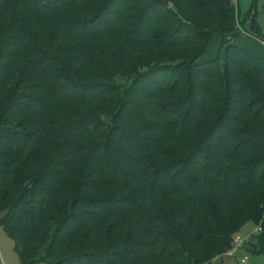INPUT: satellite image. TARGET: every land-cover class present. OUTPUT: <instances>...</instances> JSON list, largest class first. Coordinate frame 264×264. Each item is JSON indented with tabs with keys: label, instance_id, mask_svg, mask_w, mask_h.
<instances>
[{
	"label": "trees",
	"instance_id": "16d2710c",
	"mask_svg": "<svg viewBox=\"0 0 264 264\" xmlns=\"http://www.w3.org/2000/svg\"><path fill=\"white\" fill-rule=\"evenodd\" d=\"M251 19L264 42L235 0L0 2V225L22 264H212L249 223L264 253Z\"/></svg>",
	"mask_w": 264,
	"mask_h": 264
},
{
	"label": "rangeland",
	"instance_id": "374dc122",
	"mask_svg": "<svg viewBox=\"0 0 264 264\" xmlns=\"http://www.w3.org/2000/svg\"><path fill=\"white\" fill-rule=\"evenodd\" d=\"M3 0H0L2 2ZM236 6L242 15L247 14L252 9H256L258 20H261V31L264 35V0H235ZM243 46L253 52L264 62V42L252 35H244ZM242 38V37H241ZM226 41L231 43L230 38ZM223 37L219 34L215 35L210 43L209 48L205 53V58H215L220 54L223 47ZM224 53V52H222ZM223 56V55H222ZM259 227L253 223L247 224L237 237H240L247 243L236 253L235 258L227 255L219 257L212 264H241V260L247 258L246 264H264V253L254 254L252 245L256 244V235ZM0 264H22L21 259L15 252V243L4 231L0 225Z\"/></svg>",
	"mask_w": 264,
	"mask_h": 264
},
{
	"label": "built area",
	"instance_id": "2783aa9c",
	"mask_svg": "<svg viewBox=\"0 0 264 264\" xmlns=\"http://www.w3.org/2000/svg\"><path fill=\"white\" fill-rule=\"evenodd\" d=\"M261 232V228L259 227L257 234ZM247 243V241H243L240 237H235L232 243V250L230 252H228L226 255L231 257V258H235L236 257V253ZM248 261L247 258H244L241 260V264H246Z\"/></svg>",
	"mask_w": 264,
	"mask_h": 264
},
{
	"label": "crops",
	"instance_id": "0c3cea01",
	"mask_svg": "<svg viewBox=\"0 0 264 264\" xmlns=\"http://www.w3.org/2000/svg\"><path fill=\"white\" fill-rule=\"evenodd\" d=\"M243 16V15H242ZM259 23H261V20L259 21ZM261 27V26H260ZM239 31L241 32L242 30H241V28L239 29ZM244 35H247V36H249V35H251V34H249V33H243V36H242V38L239 40V42H240V44L241 45H243V39H245V36ZM254 37V36H253Z\"/></svg>",
	"mask_w": 264,
	"mask_h": 264
},
{
	"label": "water",
	"instance_id": "95a60500",
	"mask_svg": "<svg viewBox=\"0 0 264 264\" xmlns=\"http://www.w3.org/2000/svg\"><path fill=\"white\" fill-rule=\"evenodd\" d=\"M252 20L253 19L250 20L249 27H248V33L249 34H252V29H251V27H252V25H251L252 24Z\"/></svg>",
	"mask_w": 264,
	"mask_h": 264
}]
</instances>
